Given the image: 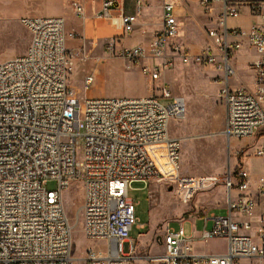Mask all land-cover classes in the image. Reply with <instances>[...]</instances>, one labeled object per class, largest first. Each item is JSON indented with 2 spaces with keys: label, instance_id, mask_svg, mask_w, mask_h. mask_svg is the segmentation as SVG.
<instances>
[{
  "label": "built area",
  "instance_id": "obj_1",
  "mask_svg": "<svg viewBox=\"0 0 264 264\" xmlns=\"http://www.w3.org/2000/svg\"><path fill=\"white\" fill-rule=\"evenodd\" d=\"M78 17L85 15L78 0H64ZM144 0H135L137 12ZM161 30L149 47L123 49L119 57L129 65L153 61L151 86L167 66V51L179 37L177 3L162 0ZM205 15L220 5L217 25L209 29L211 43L197 55H183L184 63L204 65L220 77L219 97L226 108L224 136L229 140L264 136V6L261 1L196 0ZM116 0H104L101 19L113 20ZM247 9L260 18L250 30L231 29L228 21ZM125 35L135 30L137 16L120 12ZM30 33L25 55L0 63V264H74L76 226L66 212L64 194L81 184L84 200L78 218L84 237L100 245L90 248L85 264H133L139 260L131 232L137 225L136 206L129 198L131 185L159 182L176 185L178 198L187 206L200 193L226 189L228 216L204 217L198 239L207 244L224 240L222 254L194 255L197 240L182 226L164 229V253L146 257L149 264H241L264 262V178L253 188L249 173L238 167L223 178L181 176L182 140L173 137L174 121H182L187 103L163 89L145 98H87L79 100L70 87L71 53L66 23L59 17H23ZM73 37V36H72ZM116 41L109 44L115 54ZM259 60L252 65L255 93L230 87L235 76L232 59L244 47ZM176 52H179L176 49ZM160 61V63H156ZM96 77H86L91 89ZM161 100L171 101L165 105ZM79 138L85 140V161L77 162ZM163 147L173 176H163L152 148ZM245 152V151H244ZM264 157V146L256 153ZM56 183L54 189L48 185ZM74 185V186H73ZM128 245V250L125 246Z\"/></svg>",
  "mask_w": 264,
  "mask_h": 264
},
{
  "label": "rangeland",
  "instance_id": "obj_2",
  "mask_svg": "<svg viewBox=\"0 0 264 264\" xmlns=\"http://www.w3.org/2000/svg\"><path fill=\"white\" fill-rule=\"evenodd\" d=\"M153 5L154 13L158 14L159 0H148ZM180 35L167 51V66L162 69L161 78L150 87L152 94L160 95L163 89L172 93L173 97H182L187 103V114L182 121L172 123L170 134L182 140L181 176L184 178H223L229 170L236 171L238 167L249 173L253 187L264 178V157H257L256 153L264 146V136L257 139L229 140L224 136L226 129V108L219 97V89L215 84V74L204 65L187 64L183 62V55H197L208 47L211 40L208 36L214 20L206 18L203 10L195 0H178ZM261 1L264 6V0ZM63 0H0V63L10 61L26 54L31 35L22 26L21 18L26 16L57 17L62 15L67 21V31L73 28V22L79 24ZM75 14V13H73ZM261 20V19H260ZM259 20V22H260ZM102 22L110 21L102 19ZM74 46L70 47L73 72L70 73L69 83L73 92L83 102L87 98H135L148 93L149 74L144 67H134L132 71L126 69V63L120 57L119 48L116 54L109 53L103 61L97 62L101 53L106 49V43L95 39H86L82 35L73 33ZM122 35V34H121ZM69 37V35H68ZM72 39V38H71ZM142 36L129 34L121 39L123 46L133 48L138 46ZM149 40V39H148ZM147 40V41H148ZM69 42V40H68ZM176 49L179 52H176ZM257 54L251 50V56ZM116 56V57H115ZM160 63V61H156ZM94 75L95 85L84 89L86 77ZM240 76L243 82L254 86V72L242 69ZM256 82V81H255ZM130 84V86H128ZM162 104L171 101L161 100ZM152 155L163 176H173L163 147L151 149ZM245 151V152H244ZM85 140L77 141L76 157L78 163L85 161ZM75 185V186H74ZM65 191L64 199L66 212L71 222L76 226L74 235L75 251L74 264H85L83 261L86 251L99 248L98 245L87 241L84 237L82 220L78 218L79 210L84 200V189L81 184H74ZM56 183L48 185L54 189ZM129 198L136 206L137 225L131 232L134 244L140 248L139 260L133 264H147L146 257L150 254L164 253V246L160 245L165 237L164 229L170 224L172 230L178 232L180 221L197 215L195 204L202 201L203 211L207 213L208 228L213 226V217H227L226 189L218 186L212 192L200 193L190 203L185 205L176 194V185L152 182L147 184L135 183L129 190ZM199 215V214H198ZM144 225L145 229H139ZM205 228V220L197 217L193 222L185 224V231L190 235L197 234ZM128 250V245L125 246ZM198 250L209 253H224L227 243L224 240H213L205 246H196ZM241 264H264L258 261H244Z\"/></svg>",
  "mask_w": 264,
  "mask_h": 264
},
{
  "label": "crops",
  "instance_id": "obj_3",
  "mask_svg": "<svg viewBox=\"0 0 264 264\" xmlns=\"http://www.w3.org/2000/svg\"><path fill=\"white\" fill-rule=\"evenodd\" d=\"M78 1L84 7L85 15L83 17H78V16H76V14H73L75 12H72L70 7L68 6L70 4H68V3H67L68 5L66 4L69 7L72 15L75 18L79 19V24H77L76 22H73L74 26L70 32L67 31V21L64 19V17L62 15H58L57 17L63 18L65 20L66 33H67V36L69 35V37L67 38L68 50L70 49V47L74 46L73 39L75 38L74 37L75 35H73V33L82 35L86 39L88 38V39H95L98 41H102L103 44L105 42H107L106 43V49H104V51L101 53L100 58H98L96 60L97 62L103 61L104 56H106L109 53L110 54L113 53L109 49V44L112 43V41H116L118 43L116 45V49L119 48V51H121L123 49H136L138 47H149L150 44L152 43V41L154 40V38L156 37V35L161 30V17H162V6H163L162 0H159L160 6H158V11H159L158 14H155L153 12L155 7L153 5H151V3L149 4L148 0L143 1V8H142L140 13L137 12L135 0H116L119 3V6L114 7V9L112 10L113 20H108V21H110V23L102 22V19L99 17V15L102 11V8H103L104 0H78ZM173 1H175L177 3V16H178V22H179V16H180L179 15L180 9L178 8V2L179 1L178 0H173ZM229 1L230 2H238V1H257V0H229ZM220 8H221L220 5H215L216 11L211 16L205 15V13H204L206 18H210V19L214 20V22H213L214 26L217 25V17H218V14L220 12ZM120 12H124L126 15H136L137 16L135 30L132 34L136 33V34L142 36V40L140 41L138 46H135L133 48H126L123 46L121 39L125 38L127 35L124 34L123 28H122L120 22L117 21ZM26 17H38V16H26ZM259 20H260V18H256V17L252 16L247 9H244L242 11V15L239 18L231 19L228 21V26L231 29H243V30L248 31L255 24H263V21L260 20V22H259ZM179 24H180V22H179ZM68 40H69V42H68ZM251 50H253V49L246 46V47H244L243 50L236 52L233 59H232L231 64L235 70V76L229 82L230 87L232 89L244 88V89H247L250 93H255V85L252 86L248 82H243L241 79V76H240V71L242 69H247L248 71H253L252 65L259 60V57L256 55L251 56ZM115 54H116V51H115ZM124 62L126 63V69H129L130 71H132L134 67L139 68L141 66L144 68L151 69L153 67V64H154L153 61L148 60V59L142 60L138 65H135V66L129 65L128 62L125 60H124ZM211 71L213 72V74H215V84L217 85V87L219 89L220 88V84H219V81H220L219 78L220 77L212 69H211ZM254 78H255V74H254ZM254 84H255V81H254ZM128 86H130V84H128ZM150 87H151V82H150V77H149L148 93L146 95L142 93L140 97H135V98H145V97L151 96L152 93L150 92ZM253 188H255V187H253ZM202 204H203L202 201H199L198 204H195L196 208H197V215L190 216L188 219L180 221L181 227L183 226L185 228V224H187L189 222H193L194 219L197 217H201L203 219H204V217H207V213H205L203 211L202 206H204V205H202ZM225 206H226V204H225ZM139 229H145V226L140 225ZM202 232L203 231H201L200 233L197 234L196 232L192 231L190 234V236H193L195 239H197L192 244L194 255L222 254V253H209V252H206L205 250L200 251V250H198V248H196V246H205V243L198 240L200 238ZM133 243H134V241H133ZM160 245H163L162 241L160 242ZM135 246L139 252L140 248L137 246V244H135ZM162 254L163 253H159L156 255L150 254V256L151 257H158ZM141 261H145V260H141ZM262 263H264V262H262ZM147 264H149V263H147Z\"/></svg>",
  "mask_w": 264,
  "mask_h": 264
},
{
  "label": "bare ground",
  "instance_id": "obj_4",
  "mask_svg": "<svg viewBox=\"0 0 264 264\" xmlns=\"http://www.w3.org/2000/svg\"><path fill=\"white\" fill-rule=\"evenodd\" d=\"M71 72H73V63H72V68H71Z\"/></svg>",
  "mask_w": 264,
  "mask_h": 264
}]
</instances>
